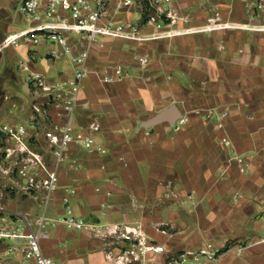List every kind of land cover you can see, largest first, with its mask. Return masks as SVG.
Segmentation results:
<instances>
[{
	"label": "crops",
	"instance_id": "crops-1",
	"mask_svg": "<svg viewBox=\"0 0 264 264\" xmlns=\"http://www.w3.org/2000/svg\"><path fill=\"white\" fill-rule=\"evenodd\" d=\"M19 2L0 0V43L31 25L17 19ZM172 7V35L92 46L71 125L103 150L77 143L65 150L40 241L57 264H114L96 232L64 225L68 211L96 226L141 223L171 249L212 240L222 247L213 264H264V0H172ZM138 11L118 18L137 20ZM62 52L45 41L0 50V124L29 119L36 94L27 75L47 82L72 75V61L57 63ZM116 61L128 75L102 82L101 66ZM208 109L226 111L222 127ZM163 110L169 118L148 124ZM235 154L253 156L248 172L239 173ZM153 223L171 224L170 235Z\"/></svg>",
	"mask_w": 264,
	"mask_h": 264
},
{
	"label": "built area",
	"instance_id": "built-area-1",
	"mask_svg": "<svg viewBox=\"0 0 264 264\" xmlns=\"http://www.w3.org/2000/svg\"><path fill=\"white\" fill-rule=\"evenodd\" d=\"M132 6L138 7L137 20L118 18ZM18 10L31 25L7 34L0 50L21 42H50L70 54L74 68L71 76L55 82H47L38 74L27 75L36 94L29 119L25 123L0 124V173L12 181L19 178L25 192L43 208L36 216L20 217L14 226L0 227V243L9 258L5 264H57L42 251L40 241L46 236L44 209L58 185V168L65 150L71 143L88 151L103 150L95 146L90 133L82 128L74 130L71 125L83 80L92 71L88 61L92 46H103L102 38L129 42L172 35L171 24L177 15L172 0H20ZM134 58L143 65L148 61L146 55ZM99 73L105 83L121 81L128 75L123 63L117 61L103 64ZM205 114L214 116L217 125L223 126L225 110L210 109ZM53 116L60 121H53ZM89 127L97 126L91 123ZM221 142L231 144L226 135ZM48 156L53 161H48ZM232 159L240 173L252 165L250 156L236 154ZM62 221L69 229L96 232L106 242V258L114 264H213L222 248L205 240L196 248L171 249L150 235L141 223L96 226L70 211ZM157 230L166 234L164 228ZM259 241H264V236Z\"/></svg>",
	"mask_w": 264,
	"mask_h": 264
},
{
	"label": "rangeland",
	"instance_id": "rangeland-1",
	"mask_svg": "<svg viewBox=\"0 0 264 264\" xmlns=\"http://www.w3.org/2000/svg\"><path fill=\"white\" fill-rule=\"evenodd\" d=\"M18 6H19V4H18ZM23 18H25V17H23V16L21 17L19 15L17 19L19 20V19H23ZM46 43L48 45L50 44V42H46ZM53 45L56 48V51L60 50L59 45H57V44H53ZM69 60L71 61L70 54H68L66 52H62V54L59 56V59L57 60V63H58V65H62V64L66 65V64H68ZM134 60L137 63H139L135 58H134ZM147 63H148V61H147ZM147 63L144 65L140 64V63L139 64H140V66H146ZM242 155L243 156H250L251 162L253 164V156L251 154H242ZM251 167H252V165H251ZM251 167H250V169H251ZM242 174H244V173H242ZM10 179L0 173V227L14 226L16 224V222L20 219V217L36 216L43 209L42 206H40L38 204L37 200H35L29 193L25 192V189L22 188L21 180L19 178H15V181H12V179L11 180ZM151 226H152L153 230H155L156 232H158L162 235L168 236L171 233L168 230V228L171 230V228H170V227H172L171 224L153 223ZM157 227L164 228V230L166 231V234L159 232L157 230ZM207 240H209V239H207ZM165 243H166V241H165ZM3 245H4L3 243H0L2 251H3ZM8 259L9 258L7 256H5V253H4V255H2V257H0V264H5L8 261Z\"/></svg>",
	"mask_w": 264,
	"mask_h": 264
},
{
	"label": "water",
	"instance_id": "water-1",
	"mask_svg": "<svg viewBox=\"0 0 264 264\" xmlns=\"http://www.w3.org/2000/svg\"><path fill=\"white\" fill-rule=\"evenodd\" d=\"M167 118H169L168 111L163 110V111H160L159 113H157L152 119H150L148 124H154V123H157V122L164 120V119H167Z\"/></svg>",
	"mask_w": 264,
	"mask_h": 264
}]
</instances>
